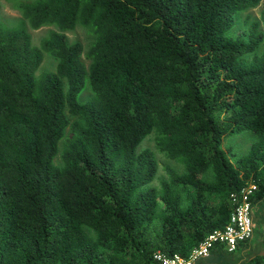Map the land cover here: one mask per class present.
Segmentation results:
<instances>
[{
	"label": "trees",
	"instance_id": "16d2710c",
	"mask_svg": "<svg viewBox=\"0 0 264 264\" xmlns=\"http://www.w3.org/2000/svg\"><path fill=\"white\" fill-rule=\"evenodd\" d=\"M13 1L21 17L0 18V264H162L223 229L233 194L252 186L251 211L263 207L264 32L253 20L227 34L262 0ZM44 25L33 45L27 27ZM77 26L85 51L64 33ZM44 52L56 68L37 74ZM243 130L246 153L221 147ZM151 133L183 169L166 166L157 187L154 153L136 150ZM193 264H264V230Z\"/></svg>",
	"mask_w": 264,
	"mask_h": 264
},
{
	"label": "rangeland",
	"instance_id": "374dc122",
	"mask_svg": "<svg viewBox=\"0 0 264 264\" xmlns=\"http://www.w3.org/2000/svg\"><path fill=\"white\" fill-rule=\"evenodd\" d=\"M20 17H21L20 11L16 8L13 0H0V18L4 19L9 24H14ZM253 20L259 21L260 29L264 32V22H263L264 0H262L260 4L256 7L248 8L237 12L234 15V25L227 31V34L230 36L242 35L245 37L246 34L244 32L247 29L248 24ZM53 29H55L53 25H44L38 29H32L29 26L27 27L33 45H39L40 40L50 30ZM64 33L66 35V39L68 43L80 42L83 46V50L85 51L87 49L90 37L87 35V33L83 28L77 26L74 29L65 31ZM263 49H264L263 45H260L259 51H262ZM83 60L85 65L88 66L89 61L85 58H83ZM55 68H56L55 58L51 54L44 52L42 62L39 68L37 69L36 73L38 74L40 72H53L55 71ZM65 87H66V83H65ZM90 96H91V90L88 85H85L83 89L79 92L77 99L79 102H84ZM66 113L69 119L72 120L73 117L67 111ZM68 132L69 129L67 128L65 130V133L68 134ZM64 137L58 143V154L54 157V161L56 163H60L59 153L62 150ZM253 140H254V136L248 131L243 130L241 132L233 133L228 135L227 137H224L221 142V147L223 149L226 148L227 150L231 149V153H233L235 156H239L246 153ZM145 148L152 150L158 164L156 176L148 184V186H155V187L159 186V181L162 178L166 177V172L164 169L166 166L174 168L177 172H181L183 170L182 166L179 163L166 158L162 153H160L156 149L152 133L148 134L140 142L136 150L137 152H140ZM231 153H229V156L231 157V159L234 160L235 157L234 155H231ZM251 214L254 223V237L256 238V235H259V233L264 230V205L260 209H256V210L252 209Z\"/></svg>",
	"mask_w": 264,
	"mask_h": 264
},
{
	"label": "built area",
	"instance_id": "2783aa9c",
	"mask_svg": "<svg viewBox=\"0 0 264 264\" xmlns=\"http://www.w3.org/2000/svg\"><path fill=\"white\" fill-rule=\"evenodd\" d=\"M252 186L246 187L242 191V196L232 195V200L236 203L235 209L231 213L228 223L223 229L213 231L197 247L191 249L188 257L174 254L171 258H166L159 253L155 256L162 261V264H193L200 257L209 255V246L213 241L223 243L229 251H233L240 241L250 240L254 237V223L251 214V204L248 194Z\"/></svg>",
	"mask_w": 264,
	"mask_h": 264
}]
</instances>
